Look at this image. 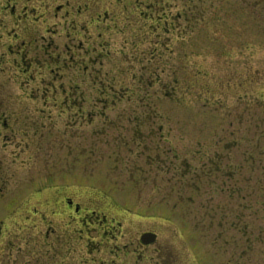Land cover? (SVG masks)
I'll return each mask as SVG.
<instances>
[{"label":"rangeland","instance_id":"374dc122","mask_svg":"<svg viewBox=\"0 0 264 264\" xmlns=\"http://www.w3.org/2000/svg\"><path fill=\"white\" fill-rule=\"evenodd\" d=\"M222 1L172 0V30L159 42L151 13L137 12L131 1L125 0V7L119 0H88L95 11L115 18L114 25L126 26L127 37L152 38L141 47L156 53L153 66L147 64L143 73L157 61L154 77L160 81L136 103L127 97L106 102L91 92L92 84L81 82L87 96L84 108H91L92 99L98 114L105 111L92 123L86 116L73 126L76 113L65 104L66 96L37 95L47 85H74L69 79L72 69L57 68L61 74H55L59 81L53 84L30 79L20 84L21 90L5 74L11 68L0 63V105L17 112L9 117L28 123L26 129L14 127L10 136L0 129V264H32L27 262L25 239L35 232L23 227V212L13 221L5 218L11 208L29 199L26 207L36 213L40 200L53 202L59 189L112 199L124 213L126 244L136 233L157 231V246L170 264H264V101L250 105L234 87L235 79H244L245 44L252 32L255 40L264 42L261 28L252 30L263 25L264 0H226L220 5ZM183 9L188 16L179 18ZM42 15L31 13L30 18L46 19L47 29L60 31L54 24L59 17ZM55 41L48 50L55 46L59 51L61 45L69 63L70 53L62 49L67 40L61 35ZM112 41H117L113 48L118 47L121 36ZM172 42L173 49L166 48ZM232 68L238 69L233 79ZM133 110L142 116L140 123L130 119ZM30 216L29 225L38 228V214ZM149 252L138 255L128 245L121 254L123 264L162 263ZM96 259L112 264L114 257Z\"/></svg>","mask_w":264,"mask_h":264},{"label":"flooded vegetation","instance_id":"af4514ba","mask_svg":"<svg viewBox=\"0 0 264 264\" xmlns=\"http://www.w3.org/2000/svg\"><path fill=\"white\" fill-rule=\"evenodd\" d=\"M70 1L67 0L66 4H63L58 3L57 0H0V63L5 62L11 68L12 72L5 74L15 83L18 82L17 86L21 90L22 85L20 84L29 83L36 78L42 82L59 81L55 74H61V71L56 70L57 68L72 69L73 75L69 79L74 85H70V87L63 86L62 83L52 87L47 85L38 91L37 95L45 96L50 93L51 96L52 94H54L53 96H66L69 104L66 102L65 104L76 113L74 121H72L74 126L81 123L86 116L88 122L92 123L96 116L105 113L102 110L98 114L96 109H93L92 99H88L91 102V108L88 107V110L84 108L83 104L87 96L84 89H80L81 82L92 84L94 90L91 92L106 98V102H108V98H113L115 102V98H118L120 101L134 99L136 103L139 99L143 100L142 93L147 92L159 80L154 77L157 74V61L155 67L146 72L147 75L143 73L148 69L146 68L147 64L153 66L151 63L156 53L147 52V50H151V47L150 49L147 46L143 49L141 47L145 42L150 43L152 38L149 40L140 39L137 34L129 38L125 31L126 26L114 25L115 18L111 17L109 13L102 10L95 11L94 7L92 8V5L87 2L88 0H80L81 3L77 5L71 4ZM128 1H131L132 7L137 12L140 10L139 13H151L152 30L156 29L155 36L159 42H162L165 39L162 35H167L172 30L168 25L173 21L170 7L172 0ZM224 1L226 0H223L220 5ZM119 2H122L126 7L125 0H119ZM39 3L43 10L39 9L37 5ZM51 5H54L53 9H51ZM182 12L184 13L180 14L179 18L188 16L185 9L180 13ZM31 13H43V15L44 13H53L52 18H58L59 13H62L54 23L60 28V31L47 29L48 21L39 17H35L33 20L30 18ZM189 14L191 17H198V13ZM212 15V18H219V13H212ZM260 15H262L263 25L258 23V25L252 26V30L255 27H260L261 34L264 35V13ZM233 17L237 18V13ZM235 21L237 20L235 19ZM152 30L150 28V32L146 34L148 38L152 36ZM47 34L50 35L47 36ZM61 35L67 40L62 49L69 51V63L66 61V55L60 51L61 45H56L59 51L55 46L52 50L47 48L48 46L52 47L56 43L55 40ZM116 35L121 36L122 41L118 47L113 48L117 45V41H112ZM250 37L245 44L247 49L245 72L241 74L244 79H235L234 87L235 89L239 88L238 96L245 97L247 103L251 105L253 101H264V42L255 40L253 32ZM166 46V48L173 49V42L172 45L166 43ZM154 49H158V44ZM148 54H150V58H147ZM42 56H46L48 60L43 59V62ZM237 70L236 68L230 70L231 79ZM167 75L170 76L168 71ZM6 83L11 85L9 82ZM164 85L166 90L168 83H164ZM45 88L56 89L50 92ZM145 89L147 90L145 91ZM113 90H118V92ZM9 94L6 97L12 96L11 92ZM102 98H99L100 101L103 100ZM133 112L134 116L130 119L134 118L140 123L142 116L137 115L135 110ZM151 112L150 110L149 113ZM15 114L17 112L14 109L0 105V129L8 130L5 135L13 134L14 127L26 129L25 127L28 125L26 118L24 121L23 119L19 121L20 118L16 121V118L9 117L15 116ZM95 193L94 197L84 195L86 191L80 195H74L59 189L53 202L40 200L38 207L34 208L36 213L30 212L26 207L30 203L29 199L25 202L23 199L11 208V214L5 217L11 221L13 218L16 219L19 212L24 213L30 224L33 223L30 215L38 214L39 216V221L35 224L38 228L29 225L27 220L23 223V227L28 225L30 233L32 230L35 232L34 235H30L31 238L26 237L27 239H25V248L30 254H28L27 262L30 261L32 264H108V261L104 259L97 262V255H105L114 257L112 264H123L121 254L124 253L126 246L133 245L135 254L139 255L150 251V254L162 258V263L158 262V264H170V261L164 260L163 249L157 246L159 239L157 231L148 229L136 233L131 237V243L126 244L124 241L125 224L124 219L121 218L124 213H121L120 206L109 197ZM23 227L21 226L20 229ZM93 232L96 233V237L93 236ZM144 232L155 233L154 241L144 244L141 240V234ZM23 254L25 255L24 251ZM165 259H169V256H166Z\"/></svg>","mask_w":264,"mask_h":264},{"label":"water","instance_id":"95a60500","mask_svg":"<svg viewBox=\"0 0 264 264\" xmlns=\"http://www.w3.org/2000/svg\"><path fill=\"white\" fill-rule=\"evenodd\" d=\"M154 236H155L154 234L146 233L143 235V239L146 243H148L153 240Z\"/></svg>","mask_w":264,"mask_h":264}]
</instances>
